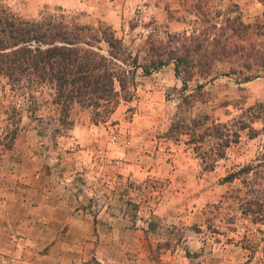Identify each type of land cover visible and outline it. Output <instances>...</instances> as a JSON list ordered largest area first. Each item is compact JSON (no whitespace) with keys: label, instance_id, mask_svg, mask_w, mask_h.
<instances>
[{"label":"rangeland","instance_id":"1","mask_svg":"<svg viewBox=\"0 0 264 264\" xmlns=\"http://www.w3.org/2000/svg\"><path fill=\"white\" fill-rule=\"evenodd\" d=\"M0 6L23 18L61 12L80 24H108L132 53L148 34L223 39L227 21L246 26V47L264 41V0ZM234 58L215 59L211 78L197 72L184 91L173 62L149 73L137 68L129 100L97 124L73 105L69 129L49 105L30 115L0 80V264H264V170L222 181L264 151V70ZM175 114L238 137L204 170L187 135L166 136Z\"/></svg>","mask_w":264,"mask_h":264},{"label":"trees","instance_id":"2","mask_svg":"<svg viewBox=\"0 0 264 264\" xmlns=\"http://www.w3.org/2000/svg\"><path fill=\"white\" fill-rule=\"evenodd\" d=\"M227 22L231 34L223 39L185 33H166L163 37L148 34L132 53L108 24H80L61 12L23 18L0 6V80L9 94L25 101V109L32 116L39 107L49 105L56 113V123L69 129V110L77 105L97 124L105 121L120 101L130 99L137 68L149 73L173 62L181 91L197 72L203 80L211 78L210 64L218 58L243 57L245 69L264 70V41L248 40L246 47L242 42L246 40L242 34L246 26ZM252 28L256 35L261 34L258 22ZM139 51L144 53L142 64L138 62ZM201 86L196 84V89ZM11 109L16 111L14 106ZM180 135H187L185 142L193 145L204 170H211L224 148L238 137L236 130L219 133L201 120L192 117L186 121L175 114L166 136L179 139ZM259 160L226 174L222 181L250 172L258 174L257 170H264V151Z\"/></svg>","mask_w":264,"mask_h":264},{"label":"crops","instance_id":"3","mask_svg":"<svg viewBox=\"0 0 264 264\" xmlns=\"http://www.w3.org/2000/svg\"><path fill=\"white\" fill-rule=\"evenodd\" d=\"M103 19L107 20L108 22H111V21H109L108 19H106V18H104V17H103ZM111 23H112V22H111Z\"/></svg>","mask_w":264,"mask_h":264}]
</instances>
